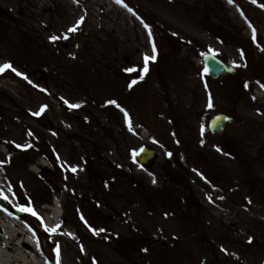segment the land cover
I'll return each instance as SVG.
<instances>
[{
  "label": "rangeland",
  "instance_id": "obj_1",
  "mask_svg": "<svg viewBox=\"0 0 264 264\" xmlns=\"http://www.w3.org/2000/svg\"><path fill=\"white\" fill-rule=\"evenodd\" d=\"M206 53L240 75L210 77ZM5 63L0 182L62 225L0 217L42 264L57 246L59 264H264V0H0Z\"/></svg>",
  "mask_w": 264,
  "mask_h": 264
},
{
  "label": "bare ground",
  "instance_id": "obj_2",
  "mask_svg": "<svg viewBox=\"0 0 264 264\" xmlns=\"http://www.w3.org/2000/svg\"><path fill=\"white\" fill-rule=\"evenodd\" d=\"M0 194L16 204L3 182H0ZM38 214L44 231L46 227L53 228L58 224L60 227L57 230L61 228L62 222L55 205L42 209ZM48 234L56 236V232ZM32 245L33 240L26 237L24 230L13 219L9 216L0 217V264H42L38 253L31 248Z\"/></svg>",
  "mask_w": 264,
  "mask_h": 264
},
{
  "label": "water",
  "instance_id": "obj_3",
  "mask_svg": "<svg viewBox=\"0 0 264 264\" xmlns=\"http://www.w3.org/2000/svg\"><path fill=\"white\" fill-rule=\"evenodd\" d=\"M205 63H206V71L211 74L213 77L221 78V77H228V76H234L238 72L235 68L225 64L223 61L218 59L212 54H206L204 56ZM234 121V118L232 115H230L226 110L216 114L209 123V129L218 135L225 134L229 128V124ZM155 158V151L150 148H144L140 154L139 159L143 164H151ZM0 205L13 210L19 215H23L22 211H18L15 208H12L8 201L4 199L2 196H0ZM159 240V237L154 236L153 241L157 242ZM51 264H54L51 262Z\"/></svg>",
  "mask_w": 264,
  "mask_h": 264
},
{
  "label": "snow or ice",
  "instance_id": "obj_4",
  "mask_svg": "<svg viewBox=\"0 0 264 264\" xmlns=\"http://www.w3.org/2000/svg\"><path fill=\"white\" fill-rule=\"evenodd\" d=\"M116 2L122 4V0H116ZM229 2L231 3L232 0H229ZM253 2H255V0H253ZM125 6H126V5H125ZM145 27H147V25H145ZM69 31L74 32V31H76V28H75V27L70 28ZM150 35H151V34H150ZM254 38H255V37H254ZM51 39L54 41V40L57 39V37L53 36V37H51ZM152 52H153V55H152V56H150V57H149L148 55H145V56H144V68H143V72H142V74H141V76H140V79H143V74L147 73V71H148V62H149V60L154 61V60L156 59V55H155V53H156V49H155V46H153V48H152ZM9 69H11L12 71H15V69H12V67H11L10 64L5 63L4 65L0 66V72H4V71L9 70ZM128 71L132 72V71H136V70H135V69H128ZM16 74H17V75H20L19 72H17ZM25 79H26V77H25ZM135 83H137V81H136V80H133L132 83L129 85V87H132V85H134ZM245 87H247V85H245ZM65 103H68V102L65 101ZM110 103L115 104L116 102H115V101H110ZM68 106H69L70 108H77V107H79L80 105H78V104H69ZM211 106H212V104H211V101H210V102H209V107H211ZM45 107H46V106L41 107L40 111L37 112V113H35V115H37V116L40 115V114L45 110ZM121 110L123 111V109H121ZM127 116H128V114L125 113V118H126V119H127ZM130 130H131V129H130ZM202 131H203V129H202ZM217 150L219 151V149H217ZM134 155H135V154H134ZM72 171H76V169H72ZM3 198H4V199H7V197H3ZM17 210H18V211L29 212L31 215L36 216L37 219H41V218L37 215V213H36L32 208H18ZM59 227H60L59 224L56 225V226L53 227V228H47V227H46V228H45V231L50 232V233H54V232H56L57 228H59ZM100 231H103V229H100ZM93 233L96 234V230H93ZM56 251H57V264H59V246H57Z\"/></svg>",
  "mask_w": 264,
  "mask_h": 264
}]
</instances>
